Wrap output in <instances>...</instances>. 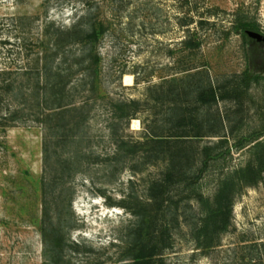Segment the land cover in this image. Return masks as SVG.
Returning <instances> with one entry per match:
<instances>
[{
    "label": "rangeland",
    "instance_id": "obj_1",
    "mask_svg": "<svg viewBox=\"0 0 264 264\" xmlns=\"http://www.w3.org/2000/svg\"><path fill=\"white\" fill-rule=\"evenodd\" d=\"M79 21L103 27L96 90L87 92L84 73L71 77L64 104L88 103L49 138L45 162L51 129L38 118L55 107L58 85L37 71L55 35ZM245 23L258 37L250 39L264 41V0H0V264L131 262L150 185L166 167L144 162L152 130L185 136L170 142L184 148L178 169L189 176L172 190L170 219H158L156 228L169 231L154 264H264V173L236 195L217 246L198 249L190 229L202 216L195 194L212 200L219 181L251 160L249 143L237 142L264 135V62L248 50ZM188 36L197 48L182 46ZM48 61L54 75L70 63ZM209 85L214 103H197V88ZM120 104L135 112L137 128L118 117ZM120 141L127 146L118 149ZM204 146H217L206 164L194 153ZM45 204L55 260L44 257Z\"/></svg>",
    "mask_w": 264,
    "mask_h": 264
},
{
    "label": "trees",
    "instance_id": "obj_2",
    "mask_svg": "<svg viewBox=\"0 0 264 264\" xmlns=\"http://www.w3.org/2000/svg\"><path fill=\"white\" fill-rule=\"evenodd\" d=\"M240 25L245 41L250 40L246 31L251 30L252 26L248 23ZM58 33L59 34L55 35V39L50 43L49 50H44L45 56L43 57V60L45 62L37 71H41L42 75L45 76L44 78L48 80L52 78L56 79L55 81L57 82H55L56 84L54 87L58 85V88H56L57 92L52 97L54 103H56L54 105L55 107L48 108V110L51 111L50 114L42 113L40 118H38V122L42 123L44 128L51 129L49 137L48 135H45L43 139V154L45 162L49 159V138H52L53 136L58 138L55 136L57 135V131L59 129L64 130L70 123L69 121H66V115L71 112L76 115L79 110H82L88 103V101L84 99L82 102L72 104L66 102L64 104L63 99L66 95L69 83H71V77L76 72L84 73L90 84L87 92H95L96 90L95 80L97 78L100 61L99 55L96 52V41L99 36L103 34V27L99 26V28L96 29L94 26H90V28L85 29L83 28L82 22L79 21L76 25L72 26V28L59 31ZM198 45V41L192 38V36L186 37V39L182 42V46L189 50L197 48ZM46 51L50 52L48 56H46ZM56 57H63V61L65 63L69 61L70 63L67 68L58 70V74L54 75L52 73V66H50L48 60H54ZM77 64L80 66L79 68H77ZM64 71L67 72L65 73ZM82 80L80 81L81 83H83ZM4 87L8 92L12 91L9 83H6ZM201 87L197 88L198 94L195 98L196 102L203 104L214 103L216 99L215 88L210 85L205 88ZM117 106L120 109L118 117L127 120L136 119L135 112H131L132 110H130L129 106L124 104ZM43 111H46V108ZM50 117L51 119L57 120V123L51 127H49V120L47 119ZM84 120L85 116L82 117L80 121L82 122ZM74 126L77 125L74 123ZM148 134L150 138L149 140H151L154 144L152 149L154 154L152 155L153 152H150L144 156V162L150 163L164 161L166 163V167L150 185V192L148 194L149 202L147 204L149 210L141 220L142 226H140L138 230L137 239L134 238L133 240L134 244L132 249H134V253L133 257L130 259L131 262L128 264H154L157 260H162L161 256L164 252L163 247L164 242L166 241L165 234H168L169 230L164 229L162 226L156 228V225L159 218L163 220L164 217L167 216L170 219L171 215L168 211L170 210L173 199L175 198L172 190H174L173 188L176 185H183L184 182L189 179L187 173L181 172L178 169L179 165H181V154L184 148L182 146L175 147L174 145H171V138H174L175 136H160L157 135L155 130H152L151 132L149 131ZM180 137L185 136L177 135L174 139L178 140L174 141H179L181 139ZM262 137H264V135H259L257 138L252 140L244 139L237 142L236 148L238 149H243L244 145L249 143L251 160L243 167L232 171L219 181L212 200L204 198L201 194H195V190H191L190 194L193 193L196 195L197 201L201 206L202 213L199 220L190 224L191 234L198 249L203 251L217 246V239L221 234L225 233L228 228L236 195L244 188L254 187L260 180L261 173H264V139H262ZM195 140L198 139L196 137L184 139V141L189 142ZM219 141L222 142H220L218 146L227 142L225 138ZM126 146L127 143L120 141L118 149H123ZM216 148L217 146H204L198 150V152H194L196 153L195 157L199 163L203 162L206 164L209 160L214 159V152L216 151ZM47 208L48 206L46 204L42 208L41 221L44 257H46V259L48 257L49 259L55 260L59 259V254L57 250H54L55 247L52 245L54 247L52 248L47 240L49 232L48 224L50 220ZM167 225L169 226V223H167ZM59 243H61L59 246L62 248V241L59 240ZM44 264L46 263L44 262Z\"/></svg>",
    "mask_w": 264,
    "mask_h": 264
},
{
    "label": "flooded vegetation",
    "instance_id": "obj_3",
    "mask_svg": "<svg viewBox=\"0 0 264 264\" xmlns=\"http://www.w3.org/2000/svg\"><path fill=\"white\" fill-rule=\"evenodd\" d=\"M246 43L251 56L258 62H264V41L250 39Z\"/></svg>",
    "mask_w": 264,
    "mask_h": 264
},
{
    "label": "bare ground",
    "instance_id": "obj_4",
    "mask_svg": "<svg viewBox=\"0 0 264 264\" xmlns=\"http://www.w3.org/2000/svg\"><path fill=\"white\" fill-rule=\"evenodd\" d=\"M124 83L125 84H130L131 83V76L130 75H125ZM138 124H139V121L137 119H133L132 120V127L133 128H137Z\"/></svg>",
    "mask_w": 264,
    "mask_h": 264
},
{
    "label": "water",
    "instance_id": "obj_5",
    "mask_svg": "<svg viewBox=\"0 0 264 264\" xmlns=\"http://www.w3.org/2000/svg\"><path fill=\"white\" fill-rule=\"evenodd\" d=\"M247 35L249 36V37H251V38H258L257 36H256V34H254V33H250V32H248L247 33Z\"/></svg>",
    "mask_w": 264,
    "mask_h": 264
}]
</instances>
